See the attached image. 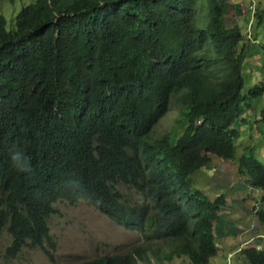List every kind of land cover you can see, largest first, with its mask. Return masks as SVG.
<instances>
[{
    "label": "trees",
    "instance_id": "16d2710c",
    "mask_svg": "<svg viewBox=\"0 0 264 264\" xmlns=\"http://www.w3.org/2000/svg\"><path fill=\"white\" fill-rule=\"evenodd\" d=\"M28 2L10 29L6 4L0 9V238L9 236L7 258L28 249L54 261L49 221L56 205L84 201L126 230L150 232L145 248L78 264H138L161 243L171 246L167 259L209 264L226 200L209 199L192 175L215 156L264 190V165L249 145L261 139L264 111L247 122L250 142L238 156L242 117L264 103V3ZM172 105L181 110L180 127L152 138ZM239 257L264 264V249L246 247Z\"/></svg>",
    "mask_w": 264,
    "mask_h": 264
},
{
    "label": "rangeland",
    "instance_id": "374dc122",
    "mask_svg": "<svg viewBox=\"0 0 264 264\" xmlns=\"http://www.w3.org/2000/svg\"><path fill=\"white\" fill-rule=\"evenodd\" d=\"M260 2L263 4L264 0H256L258 7L261 6ZM5 4L6 8L2 10V14L6 17L8 29H10L15 22L17 13H19L23 6L29 4V2L28 0H17L15 3L6 2ZM5 4L0 5V9H3ZM238 4L247 7L249 2L248 0H238ZM230 15L235 16L234 13H230ZM242 17L243 14L241 13L240 18ZM242 22L240 21L239 23L242 27V32L245 33V25L241 24ZM246 34L247 32L244 35ZM262 77L264 79V75ZM250 82L251 80L247 79V84H250ZM254 101L256 102L257 100ZM258 107L259 109L257 110ZM263 107L264 103L262 101L256 102L255 107L249 109V112L242 117L245 125L243 123L241 129L242 138L238 143L239 155L242 153L243 146L250 142L247 131L249 124L247 122L250 120L254 122L257 120V117L259 119L261 116L259 113L264 111V109L260 108ZM180 116L181 110L175 107V105H172L171 110L162 117L154 128L151 134L152 138H158L165 133L176 131V128L180 127L177 125V120ZM235 124L239 125L241 123L239 121ZM257 127L261 139L249 145L255 148L256 158L264 165V155H262L264 149L262 150L259 147L261 142L264 143V139H262L264 138V121H260ZM211 168L216 170L214 172L208 169L200 170L192 178L194 179L193 185L195 188L199 189L210 199H215L220 194L229 192L226 188L220 189L218 185L224 183L223 187H226L225 182L234 179V165L230 161H222L216 157H212ZM254 214L258 215V212ZM49 225L51 236L56 243L54 261L49 260L41 250L28 249L24 250L16 258L8 259L6 250L10 240L8 234L4 232L0 238V264H78L106 255L124 254L137 247L145 248V245L148 243L145 234L140 233V231L124 229L122 226L111 221L107 215L84 201L76 204H70L68 202L58 203L56 205V213L50 218ZM170 250L171 247L168 243H161L152 250L144 251L142 254L143 259L139 264H191L186 257L167 259L166 255ZM226 258L227 253L222 252L212 258L209 264H228ZM232 263L244 264L242 260L237 258L232 259Z\"/></svg>",
    "mask_w": 264,
    "mask_h": 264
},
{
    "label": "crops",
    "instance_id": "0c3cea01",
    "mask_svg": "<svg viewBox=\"0 0 264 264\" xmlns=\"http://www.w3.org/2000/svg\"><path fill=\"white\" fill-rule=\"evenodd\" d=\"M232 164L234 179L227 180L226 187H223L224 183L218 185L226 188L229 194L222 193L227 198V205L215 226L218 250L227 254H236L241 247L252 244L264 248V239L260 238L264 236V190L251 188L248 177L239 175L237 165L234 162ZM253 209L254 213L261 212L263 218L260 214L255 215Z\"/></svg>",
    "mask_w": 264,
    "mask_h": 264
},
{
    "label": "clouds",
    "instance_id": "9594fccd",
    "mask_svg": "<svg viewBox=\"0 0 264 264\" xmlns=\"http://www.w3.org/2000/svg\"><path fill=\"white\" fill-rule=\"evenodd\" d=\"M240 141V140H239ZM238 141V142H239ZM242 154H238V156H241ZM212 157H215V156H212ZM217 158V157H216ZM11 159L15 162V161H18L19 159H20V154L19 153H14L13 155H12V157H11ZM219 159V158H218ZM221 160V159H220ZM222 161H230V160H222ZM231 162V161H230ZM232 163V162H231ZM211 165H212V161H211ZM211 165H210V167H205V168H203L202 170H204V169H208V170H212V172H214L216 169H214V168H211ZM238 173V172H237ZM193 176V175H192ZM210 177V176H209ZM192 178V177H191ZM194 179L192 178V181H193ZM194 186V185H193ZM220 189H222V188H220ZM220 189H217V190H220ZM199 190V189H198ZM217 190H215V191H217ZM226 194H229V193H226ZM221 195H224L225 196V194H220L219 196H221ZM207 196V195H206ZM208 197V196H207ZM218 197V196H217ZM216 197V198H217ZM209 198V197H208ZM215 198V199H216ZM210 199V198H209ZM215 199H211V200H215ZM225 200H226V205H227V198H226V196H225ZM226 207V206H225ZM224 210V209H223ZM222 210V211H223ZM221 211V212H222ZM221 212L219 213V217H220V214H221ZM253 212H254V209H253ZM258 214H260V212H258ZM218 221V220H217ZM217 221L214 223V236H215V242H216V245H217V234H216V223H217ZM253 229H255V228H253ZM131 231V230H130ZM134 231H140V233H142V234H145V235H148L149 234V232L150 231H148V230H134ZM146 231H148L147 233H145ZM260 238H263L264 239V236H260ZM174 243V242H173ZM171 247V246H170ZM249 247H257V248H260V249H264V248H261V247H259V246H256V245H254V244H252V245H250ZM217 248H218V246H217ZM243 248H246L245 246H243V247H241L240 248V250L236 253V254H227V262H228V264H233L232 263V259H234V258H237V259H240V257H239V254H240V251L243 249ZM223 251L222 250H218V252H217V255L218 254H220V253H222ZM44 253V252H43ZM225 253V252H224ZM45 254V253H44ZM46 255V254H45ZM216 255V256H217ZM216 256H214V257H216ZM182 257H185V256H182ZM182 257H178L177 255H175V257L174 258H182ZM214 257H212V258H214ZM187 258V257H186ZM211 258V259H212ZM49 259V258H48ZM173 259V258H172ZM211 259H210V261H211ZM50 260V259H49ZM188 260H189V258H188ZM240 260H242V259H240ZM88 261H90V260H88ZM140 261L141 260H139L138 261V264L140 263ZM190 261V260H189ZM243 261V260H242ZM84 262H86V261H84ZM244 262V264H246L245 263V261H243ZM81 263H83V262H81ZM190 263L191 264H193L191 261H190Z\"/></svg>",
    "mask_w": 264,
    "mask_h": 264
}]
</instances>
